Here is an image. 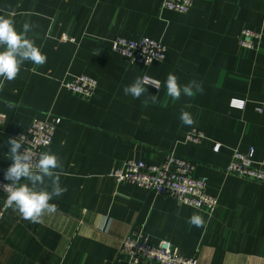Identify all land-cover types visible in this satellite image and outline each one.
I'll return each instance as SVG.
<instances>
[{
  "label": "crops",
  "instance_id": "1",
  "mask_svg": "<svg viewBox=\"0 0 264 264\" xmlns=\"http://www.w3.org/2000/svg\"><path fill=\"white\" fill-rule=\"evenodd\" d=\"M0 16L17 29L28 23V37L47 57L42 65L25 61L0 86V111L8 113L0 178L9 182L7 138L35 117H60L46 152L57 156L66 188L50 200L56 211L38 223L14 207L0 214V264H131L118 257L127 236L169 240L204 264H264V183L225 170L235 150L254 148V158H264V0H193L187 13L162 8V0H0ZM246 27L263 33L255 49L239 44ZM117 36L161 40L166 57L149 66L131 63L113 50ZM169 73L203 91L173 100ZM82 74L98 80L90 99L62 85ZM144 75L159 79L161 88L147 85L137 99L125 95L124 86ZM234 99L245 107L233 106ZM182 111L191 114V125L180 120ZM193 127L206 134L199 144L187 141ZM170 150L194 161L193 174L207 179L208 192L219 198L214 213L111 175L128 159L160 163ZM2 201L0 192V211ZM193 214L203 218L202 227L188 222Z\"/></svg>",
  "mask_w": 264,
  "mask_h": 264
},
{
  "label": "built area",
  "instance_id": "2",
  "mask_svg": "<svg viewBox=\"0 0 264 264\" xmlns=\"http://www.w3.org/2000/svg\"><path fill=\"white\" fill-rule=\"evenodd\" d=\"M193 6V0H162V8L187 13ZM263 33L252 28H243L239 34L241 47L252 50L257 48L262 40ZM63 40L71 39L64 36ZM112 48L124 59L131 63L145 66L156 61H162L166 57L167 45L161 40L148 36L138 39L117 36L111 40ZM143 79L151 80L158 84L155 87L151 82L148 84L160 89L162 82L149 75ZM62 85L73 92L80 94L85 99H90L97 86V78L82 74L71 80L63 81ZM233 106L245 107L244 100L234 99ZM261 111V108H258ZM8 121V113L0 111V130L5 128ZM61 121L58 117L54 122L33 118L30 126L18 132L16 137L21 139L26 150L32 157V163L46 152V148L53 142L57 124ZM206 137L203 130L193 127L187 134V141L199 144ZM221 144L214 146L219 151ZM255 150L251 148L248 152L235 150L231 161L225 168L227 173L264 183V158L255 159ZM194 161L176 153L167 151L160 163H147L142 160L128 159L122 167L115 168L111 175L117 183L128 182L146 190H153L157 194L175 199L179 204L190 205L197 208H205L210 214L216 210L219 198L208 192V181L205 177L195 176ZM6 183L0 178V192L3 201L0 214L2 215L8 207L6 204V193L2 186ZM125 256L131 264H204L197 257L183 256L179 249L169 240H161L158 244H151L146 239L125 237L120 242L118 257Z\"/></svg>",
  "mask_w": 264,
  "mask_h": 264
},
{
  "label": "clouds",
  "instance_id": "3",
  "mask_svg": "<svg viewBox=\"0 0 264 264\" xmlns=\"http://www.w3.org/2000/svg\"><path fill=\"white\" fill-rule=\"evenodd\" d=\"M30 27L25 23L21 29H17L12 19L0 16V86L5 81L14 80L25 61H30L34 65L46 62V55L27 35ZM150 82L159 88L153 81L137 77L132 83L124 86L123 92L134 99L140 98L148 91L147 85ZM165 85L167 95L173 100L178 99L182 93L191 96L194 91H203L202 86L196 81H191L187 85L178 84L176 75L172 73L168 74ZM149 99L155 102L156 96L151 95ZM14 107V103H7L9 110ZM180 120L185 125L193 123V118L187 111L181 112ZM6 144L7 151L2 155L11 161L4 171V179L9 183L2 186L3 192L6 193V204L17 209L23 219L38 223L45 212L56 211V205L50 203V200L66 191L60 184L58 158L54 153L45 152L33 164L30 153L26 148L22 150L24 144L21 139L7 138ZM188 222L198 228L204 224L199 214L191 215Z\"/></svg>",
  "mask_w": 264,
  "mask_h": 264
}]
</instances>
